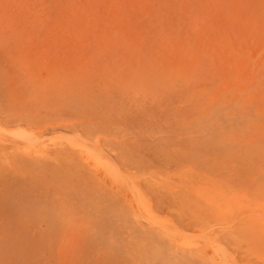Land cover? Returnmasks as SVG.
Here are the masks:
<instances>
[{"label": "rangeland", "instance_id": "obj_1", "mask_svg": "<svg viewBox=\"0 0 264 264\" xmlns=\"http://www.w3.org/2000/svg\"><path fill=\"white\" fill-rule=\"evenodd\" d=\"M227 263L264 264V0H0V264Z\"/></svg>", "mask_w": 264, "mask_h": 264}, {"label": "bare ground", "instance_id": "obj_2", "mask_svg": "<svg viewBox=\"0 0 264 264\" xmlns=\"http://www.w3.org/2000/svg\"><path fill=\"white\" fill-rule=\"evenodd\" d=\"M14 103V102H13ZM23 105V104H22ZM16 110V109H15ZM18 113V112H17ZM22 130V129H21ZM6 131V130H5ZM8 132V131H7ZM6 134H9V132L8 133H6ZM20 134V133H19ZM31 134V133H30ZM18 135V134H17ZM29 134L27 133V132H22L21 134H20V137H22V138H24V139H31L29 136H28ZM102 135V134H101ZM19 136V135H18ZM165 136V135H164ZM4 138V137H3ZM78 138H79V136H78ZM5 139V138H4ZM34 139V138H33ZM155 139V138H154ZM12 140H14V139H12ZM16 140V139H15ZM83 140V139H82ZM10 141V140H9ZM12 142V141H11ZM16 142V141H15ZM87 142V141H86ZM117 142V141H116ZM24 144V143H23ZM23 144H21V145H23ZM65 144V143H64ZM26 146V145H25ZM41 146V145H40ZM67 146V145H66ZM69 147V146H68ZM83 147H84V149L86 150V152H88V154H90L93 158H94V160L96 159V161H98L99 163L101 162V163H103V162H105L106 164L107 163H109V160H108V158H107V156L106 155H104L103 154V152L101 151V150H98L97 148H95L94 146H92L91 144H89V143H83ZM70 148V147H69ZM30 149V148H29ZM74 149V148H73ZM145 149V148H144ZM75 150V149H74ZM83 153V152H82ZM10 154V153H9ZM87 154V155H88ZM91 160H92V158H91ZM8 162V161H7ZM115 164V163H114ZM101 167V166H100ZM117 167V166H116ZM110 168V167H109ZM119 169V168H118ZM104 170V169H103ZM100 171V170H99ZM121 171V170H120ZM107 172V171H106ZM191 173V172H190ZM195 173V172H194ZM107 174V173H106ZM261 175V174H260ZM127 176V175H126ZM205 179V178H204ZM145 182V181H144ZM34 188V187H33ZM133 188H134V186H133ZM130 189H131V187H130ZM9 193V192H8ZM132 193H133V191H132ZM136 193V192H135ZM142 195V194H141ZM201 195V194H200ZM208 195V194H207ZM133 196H134V194H133ZM145 195L143 194V197H144ZM19 197V196H18ZM240 197V196H239ZM8 198V197H7ZM130 199H132V197L130 198ZM136 199V198H135ZM138 199V198H137ZM140 199L142 200V196H140ZM145 199V198H144ZM140 200V201H141ZM136 201V200H135ZM146 201V199L143 201L142 200V202H143V205H142V207L144 206V202ZM226 201V200H225ZM232 201V200H231ZM25 202V201H24ZM139 202V201H138ZM135 204V203H134ZM136 204H137V202H136ZM139 204H140V202H139ZM142 204V203H141ZM146 204V203H145ZM149 203H147L146 205H148ZM232 204H234V203H232ZM150 205V204H149ZM149 205L146 207V206H144L146 209H148V211L147 210H145V211H143V212H145V213H147V212H149V217H150V219L151 220H153V221H156V219L157 218H159V217H155L154 215H153V213H152V211H151V209H150V207H149ZM137 206H138V204H137ZM136 206V207H137ZM238 206V205H237ZM143 207V208H144ZM139 208V207H138ZM137 208V209H138ZM234 208V207H233ZM240 208V207H239ZM134 210H136L135 208H134ZM139 211V210H138ZM256 211V210H255ZM142 212V211H141ZM248 213V212H247ZM141 214V213H140ZM142 215V214H141ZM144 215V214H143ZM142 215V216H143ZM246 215V214H245ZM146 217V216H145ZM140 219L142 218V217H139ZM143 219H145L144 217H143ZM160 221H161V218L159 219ZM145 221H147V220H145ZM162 222V221H161ZM236 222V221H235ZM149 223V222H148ZM153 223V222H152ZM158 223V225H160L161 226V224L159 223V222H157ZM165 223H167V221L165 222ZM164 224V223H163ZM162 224V225H163ZM168 224H170V223H168ZM171 225V224H170ZM169 225V226H170ZM172 227L174 226L173 224L171 225ZM162 227H165V226H161V228ZM176 227V226H175ZM175 227H173V229L175 228ZM160 228V229H161ZM167 228V227H166ZM164 229V228H163ZM162 229V230H163ZM161 230V231H162ZM167 230H168V228H167ZM166 230V231H167ZM163 231H165V230H163ZM173 231H175V230H173ZM173 231H170V232H173ZM168 232V231H167ZM169 232V233H170ZM176 232H177V230H176ZM178 233H179V231H178ZM183 233V232H182ZM198 233V232H197ZM204 233V232H203ZM189 234V233H188ZM173 235H175V233L173 234ZM177 235V234H176ZM185 234H183V237H185V236H187V235H185ZM221 235V234H220ZM210 236V235H209ZM208 237V236H207ZM212 237V236H211ZM172 238H173V236H172ZM177 238V237H176ZM189 238V237H188ZM187 238V239H188ZM174 239H175V237H174ZM190 239H191V237H190ZM214 239H216V238H214ZM208 240V239H207ZM210 241H211V239H210ZM188 242V241H187ZM206 242V241H205ZM212 242V241H211ZM213 242H215L214 240H213ZM217 242V241H216ZM219 242V241H218ZM180 243H183V242H180ZM208 243V242H207ZM89 244V243H88ZM189 244V243H188ZM217 244V243H216ZM186 245V244H185ZM218 245V244H217ZM197 246H198V244H197ZM221 246V245H220ZM223 246V245H222ZM212 247V246H211ZM215 247V246H214ZM182 248V247H181ZM218 248V247H217ZM221 248V247H220ZM225 248V247H224ZM187 249V248H186ZM212 250V249H211ZM210 250V251H211ZM215 250H216V248H215ZM223 250H226V248L225 249H223ZM228 251V250H227ZM95 253V252H94ZM214 253V252H213ZM95 255V254H94ZM215 256H216V254H215ZM97 257V256H96ZM230 257H232V259H233V256L232 255H230ZM219 258H221V257H219ZM218 258V259H219ZM183 259V258H182ZM236 262V261H235ZM220 263V262H219ZM228 263H231L230 261L228 262ZM227 263V264H228Z\"/></svg>", "mask_w": 264, "mask_h": 264}]
</instances>
